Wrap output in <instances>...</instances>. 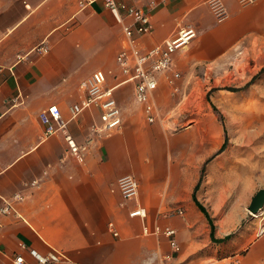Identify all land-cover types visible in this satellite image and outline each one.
Returning <instances> with one entry per match:
<instances>
[{
	"label": "crops",
	"instance_id": "1",
	"mask_svg": "<svg viewBox=\"0 0 264 264\" xmlns=\"http://www.w3.org/2000/svg\"><path fill=\"white\" fill-rule=\"evenodd\" d=\"M117 1L149 14L150 32L136 38L142 52L182 27L197 31L172 54L171 68L156 75L154 122L147 121L116 62L128 17L120 20L102 0L83 8L79 0H0V206L11 200L18 213H0V264H14L16 253L32 262L20 242L42 253L62 250L70 264H264V235L255 237L256 223L217 241L229 233L223 231L228 215L215 219L198 186L212 239L193 198L201 174L221 159L225 138L212 113V93L218 97L222 89L209 90L242 49H264V0H220L222 19L210 0ZM42 45L46 50L38 49ZM98 69L121 113V124L109 133L90 131L100 123L99 109L85 108L75 117L71 112L80 82ZM174 72L180 74L175 94ZM54 104L78 153L70 152L60 131L44 135L39 115ZM123 175L138 181L132 199L117 188ZM16 193L22 199H13ZM214 203L221 207L223 197ZM138 206L146 215L130 216ZM156 226L175 229L178 251L154 232Z\"/></svg>",
	"mask_w": 264,
	"mask_h": 264
},
{
	"label": "built area",
	"instance_id": "2",
	"mask_svg": "<svg viewBox=\"0 0 264 264\" xmlns=\"http://www.w3.org/2000/svg\"><path fill=\"white\" fill-rule=\"evenodd\" d=\"M95 1L97 0H79V5L83 8ZM239 1L242 4H248L255 0ZM102 2L106 8L114 11L120 20L124 17L130 19L128 24H123L125 40L122 49L116 55V62L120 67L121 73L125 76L124 81L133 83L134 98L143 105L147 121L154 122L157 119V109L151 98V93L157 86L156 75L171 68L172 54L176 50L187 46L195 38L197 31L190 25L182 27L176 35L166 40L163 44L155 45L142 52L136 45V38L151 30L152 26L148 12L139 7L125 6L117 0H102ZM210 5L218 19L226 16V10L220 0H210ZM46 48V46L42 45L38 49L46 50ZM179 77V72H174L172 79H170L174 94L179 91V87L174 82ZM79 87L81 95L79 100L71 106L72 116H77L85 108L95 107L99 109L100 123H93L90 131L93 133H109L116 129L121 124L120 108L114 96L113 88L106 85V74L104 71L100 69L93 71L80 82ZM39 116L41 122L44 124L45 136L60 131L70 152L78 153L80 151L79 145L66 130L67 121L62 116L57 105H50L46 109H43ZM117 188L124 199H132L137 195L138 181L132 175H123L117 180ZM22 197L21 194L16 193L13 199L19 200ZM10 212L18 215L12 201L6 199L3 205L0 206V213ZM173 212L181 213L180 210H174ZM250 214L253 218L257 219L255 237L264 235V208ZM129 215L144 217L146 210L144 207L138 206L130 211ZM112 232L114 235H117L116 231L112 230ZM144 232H150L147 226L144 227ZM154 232H162L168 237L172 250H179V245L174 236V228L165 227L164 229H160L159 226H156ZM19 246L27 251L32 262H27L22 253H16L13 256L14 264H70L72 262L64 251L53 247L42 253L23 242H20ZM171 257L172 255L170 254L165 255L166 259H170Z\"/></svg>",
	"mask_w": 264,
	"mask_h": 264
},
{
	"label": "rangeland",
	"instance_id": "3",
	"mask_svg": "<svg viewBox=\"0 0 264 264\" xmlns=\"http://www.w3.org/2000/svg\"><path fill=\"white\" fill-rule=\"evenodd\" d=\"M231 61L229 69L215 77L216 87L209 90L222 89L218 97L212 93V113L224 128L225 148L198 186L205 193L203 198H209L203 199L207 207H214L215 219L228 215L223 231L232 235L257 222L247 206L264 187V49H242ZM221 196L223 204L218 207L214 202Z\"/></svg>",
	"mask_w": 264,
	"mask_h": 264
},
{
	"label": "water",
	"instance_id": "4",
	"mask_svg": "<svg viewBox=\"0 0 264 264\" xmlns=\"http://www.w3.org/2000/svg\"><path fill=\"white\" fill-rule=\"evenodd\" d=\"M262 208H264V187L259 188L251 197L247 210L256 213Z\"/></svg>",
	"mask_w": 264,
	"mask_h": 264
},
{
	"label": "trees",
	"instance_id": "5",
	"mask_svg": "<svg viewBox=\"0 0 264 264\" xmlns=\"http://www.w3.org/2000/svg\"><path fill=\"white\" fill-rule=\"evenodd\" d=\"M225 144H226V136H225V139H224V142L222 144V146L220 147V149L218 150V153L221 152L224 148H225ZM203 173L201 174L200 176V180H201V177H202ZM200 182V181H199ZM199 182L198 184L196 185L195 189H194V193H193V198H194V201L196 202L198 208L204 213V215L206 216V218L208 219L210 225H211V236H212V239L213 238V229H214V226L212 224V221H211V217L209 216L207 210L205 209V207L200 203V201L196 198V195H195V190L198 188V185H199ZM231 236V234H227L225 235L224 237L220 238V239H216L217 241H222V240H225V239H228L229 237Z\"/></svg>",
	"mask_w": 264,
	"mask_h": 264
},
{
	"label": "bare ground",
	"instance_id": "6",
	"mask_svg": "<svg viewBox=\"0 0 264 264\" xmlns=\"http://www.w3.org/2000/svg\"><path fill=\"white\" fill-rule=\"evenodd\" d=\"M249 213H251V212L249 211Z\"/></svg>",
	"mask_w": 264,
	"mask_h": 264
}]
</instances>
